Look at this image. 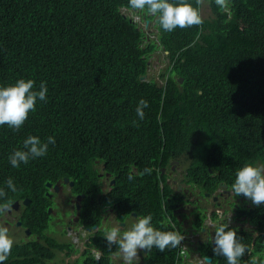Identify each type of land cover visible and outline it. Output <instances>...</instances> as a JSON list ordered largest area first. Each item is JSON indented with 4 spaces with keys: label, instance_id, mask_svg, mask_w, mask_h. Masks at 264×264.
<instances>
[{
    "label": "trees",
    "instance_id": "trees-1",
    "mask_svg": "<svg viewBox=\"0 0 264 264\" xmlns=\"http://www.w3.org/2000/svg\"><path fill=\"white\" fill-rule=\"evenodd\" d=\"M200 1L189 0L199 11ZM207 1L210 17L201 28L207 34L160 31L153 39L122 11L130 9L128 0H0V84L24 77L48 87L47 102L38 101L19 129L0 125V187L9 176L17 186L3 199L29 200L20 221L30 229L29 239L15 242L4 264H47L55 255L50 246L75 251L72 243L54 242L45 233L51 203L46 182H72L70 194L83 197L81 221L99 226L95 198L103 168L114 184L100 206L153 211L162 227L174 201H168L171 190L161 171L169 160L188 162L192 180L212 167L229 184L235 175L230 167L264 161V0H230L224 8ZM192 37L196 48L185 52ZM165 49L167 57L182 60L168 58L161 84L165 73L158 81L148 67L156 50ZM140 98L148 101L143 120L135 113ZM29 134L42 140L52 135L55 144L45 156L13 168L7 157ZM123 209L119 216L129 212ZM254 213L264 217V204ZM256 224L264 227V219ZM90 240L104 255L116 250L101 232ZM148 259L173 264V256ZM81 260L95 264L90 254L73 264Z\"/></svg>",
    "mask_w": 264,
    "mask_h": 264
},
{
    "label": "clouds",
    "instance_id": "clouds-1",
    "mask_svg": "<svg viewBox=\"0 0 264 264\" xmlns=\"http://www.w3.org/2000/svg\"><path fill=\"white\" fill-rule=\"evenodd\" d=\"M228 1L230 0H216L222 8L226 7ZM203 4L205 6H203ZM128 5L132 10H140V16L141 18L143 17L142 21L144 25L142 26L138 22L137 24L143 27L147 32L152 33L150 35L152 38H156V35L160 34V31L165 34L179 33L177 36L179 37L190 34L192 30L197 29L199 38H201L202 34L208 33V29L204 32L201 31L204 20L210 17V6L207 0L199 2L200 11L197 7H194L189 0H128ZM206 11H208V15L202 17L201 14H204ZM133 21L135 20L133 19ZM152 21H154V23L148 26V23ZM162 36L168 37L166 35ZM195 41L196 39L192 37L190 42L183 46V50H185V52L189 50L194 51L196 48L194 47ZM47 92L48 87L43 80L39 82L38 86H36V82L33 79L24 77L17 78L14 82L9 84H0V125H6L13 130L19 129L28 118L29 112L35 111L38 101L47 102ZM147 107L148 101L146 99L140 98L137 101L135 113L138 119L143 120L145 118L144 109ZM50 144H55V137L52 135L42 140L37 135L29 134L22 140L21 147L14 148L9 153L7 157L8 163L13 168H18L21 164H27L30 159L43 157L47 154ZM236 154L237 152L235 155ZM221 170L223 171V168ZM148 171L150 170L147 168L144 169V172ZM229 172L235 173L233 182L231 183V191L234 195L242 194L245 198L250 199L253 204L264 202V161L256 160L245 162L244 164L237 163L234 167L229 168ZM128 178L129 180L133 179L131 175ZM111 181L114 180L112 179L109 181L114 184V182ZM3 183L4 186L0 187V200H3V203L0 204V216L7 214L9 211H12V209L17 210L14 212L16 214L18 211L23 213L24 206L29 204V200L21 197H12L14 200L10 203L4 200L3 198L6 197L7 192L15 193L17 191V186L14 182V178L11 176L7 177ZM45 186L48 189L45 195L51 200L46 210L47 214L50 215L52 219L48 221V224H51L54 220L53 214H51L49 210L50 207L56 208L57 213L59 212V208L56 206V201L54 199L55 194L60 189L62 196L68 199V202L73 203L69 205L63 203L61 207L67 210L65 216L70 217L69 222L65 223V225L69 226L68 232L70 233V237H68V239L70 240L72 238L75 242L72 243L68 241L74 245L75 251L72 253L64 249L54 251V247H48L49 250L55 252V255L47 264H73L77 259L73 258V253L76 254L80 252V249L82 251L80 256L83 255L84 259L86 258V254L92 255L95 264H140V259L144 260V258H148L149 254L155 259L161 255H166L168 258L173 256V264H181L180 257L187 259L190 255L187 247L181 244L184 235L176 228V221L173 222L172 217H165L164 221L159 223L162 224V227H157L156 224L158 220L153 211L133 212L139 213V215H129L132 220L130 224L122 223L118 215L113 211L106 217L108 219L103 220L104 217L100 211L101 222H106L107 220L113 222L110 227L105 229L104 239L109 247L114 245L116 248L114 252L104 255L101 250L92 245V241L90 240L91 237L89 236L90 228L81 226L80 200L83 197L82 195L70 194L72 182H69L67 178H63L55 184L46 182ZM226 186L228 188V185ZM170 189L173 191V209L175 212H179L185 205L188 206L193 201L195 190H189L187 195L184 196L183 194L177 193L174 187ZM65 191H67V193H65ZM73 195L76 196V204L75 202L69 201ZM25 199L28 201V204H23ZM236 200H239L238 196ZM110 205L117 212L123 209V206L116 209L114 203ZM236 213H238V211H236ZM217 217L218 219L216 221H212L211 219L208 221L214 228V234L211 236L213 243L212 252L214 256L223 257L226 260V264H264V250L254 251L246 244L251 241H260L264 238V232L251 230L246 225L250 220L257 223L259 220L264 219V217L259 214L248 215L243 222H240L239 219L236 218L232 224L234 227H229L228 224L220 222L225 219V216L219 210L217 211ZM13 224L17 227H23L20 217H17ZM164 224L170 225V227L165 229L163 227ZM46 233H48V231ZM61 235H66L64 229H62ZM27 239H29V237H27ZM14 243V238L10 235L9 229L5 226H0V264H4V262L8 260L9 253ZM58 253H60L63 258L56 262ZM111 253L120 258L119 263L113 259ZM245 255H247L246 260L242 259ZM142 264L156 263L144 260ZM197 264H212V258L204 255L197 258Z\"/></svg>",
    "mask_w": 264,
    "mask_h": 264
},
{
    "label": "flooded vegetation",
    "instance_id": "flooded-vegetation-1",
    "mask_svg": "<svg viewBox=\"0 0 264 264\" xmlns=\"http://www.w3.org/2000/svg\"><path fill=\"white\" fill-rule=\"evenodd\" d=\"M195 170L197 171V169ZM162 173L166 176L165 182L167 183V185L170 188L174 187L177 193H180L186 196L189 190H195L193 201L188 206L185 205L184 208H186L187 210L195 209V211L199 215L206 214L209 211H214L217 213V211L219 210L225 215L226 218L231 219L228 225L233 224L236 218L239 219V217H241V216H237L236 211L240 212L241 210H243L244 212H251L258 205V204H253L250 201V199L245 198L242 194L234 195L232 191L229 190L230 187L227 188L226 186L223 188L221 186V184L223 183H221L219 176L217 175L216 177L213 178V171L210 168H207V171H206V174H207V187L206 188L203 186V183H196L190 180L189 175H188V169H184V166H182L177 161H171L165 168H163ZM107 174L108 173H106L104 178L101 179V183L105 182L104 185L106 187V182H108L109 189H111L113 184L110 185V182L108 181V178H107L108 177ZM101 185L102 184H100L99 186L100 188H101ZM105 187L103 190L101 188L100 193L95 198V201L99 205L101 214L104 217L103 220L108 219L106 217H108L109 213L112 212V210H110L109 208V205L105 204V205L100 206L101 196L107 193V191L105 190ZM172 194H173V191H172ZM228 195H232L231 198L233 201L230 204L225 203L226 199L228 198ZM237 196L239 197V200H236ZM71 197L72 198H70L69 201L75 202L76 204V200H77L76 196L73 195ZM54 200L56 201V206L59 208V212L56 213L58 220L55 222L52 221L51 224L56 225L57 223L63 222V218L65 217V212L63 208L61 207V205L65 203L67 199H65L62 196L61 189L55 194ZM15 211L17 210L12 209V211H9L7 214L14 213ZM181 211L182 210H180L179 212H175L173 209V214L176 216L177 221L181 215ZM7 214H3V215H7ZM245 214L247 213H243V215ZM21 216H22L21 211H18V213L15 214L14 218L21 217ZM2 220H3L4 226H9V224L13 222V220L8 219V218H4ZM112 224L113 222L111 220H107L106 222H100L99 226L94 225V226L89 227L90 228L89 236L92 237L93 234L96 232H101L104 235L105 229L107 227H110ZM81 226L86 227L83 222H81ZM68 227L69 226L66 225V228L64 229L66 234H67L66 229H68ZM20 228L24 229L25 231L23 232L22 236L17 237V241L26 240V238L30 236V231L28 228H25V227H20ZM48 229H50V227H48L45 230V233L48 231ZM188 230L194 234H196L197 231H200V229L199 230L195 229L193 227V224L189 226ZM201 231H202V228H201ZM140 261H144V260L140 259ZM80 262L84 264L83 260H81Z\"/></svg>",
    "mask_w": 264,
    "mask_h": 264
},
{
    "label": "bare ground",
    "instance_id": "bare-ground-1",
    "mask_svg": "<svg viewBox=\"0 0 264 264\" xmlns=\"http://www.w3.org/2000/svg\"><path fill=\"white\" fill-rule=\"evenodd\" d=\"M131 9V8H130ZM135 14V17L136 16H140V10H133ZM132 19H134V17H131ZM154 20V19H153ZM140 20H137V22H139ZM152 38V37H151ZM155 39V38H153ZM158 42V40H157ZM162 53L163 54V58L165 59L166 63L164 64V79L162 80L161 84H163L165 82V78H167L169 72L167 70V67L166 65H168V58L170 59H173V60H182V58L180 57H167L166 55H168L170 53V51L168 49H165L163 51L161 50H156V53ZM154 54L152 56V58L150 59V64H149V67H148V74L151 75L152 73H150V68L155 66V65H160L162 64L163 65V58L161 57L157 62H154L153 61V58H154ZM179 52H176L175 55H178ZM159 76V75H158ZM157 76V80H161L160 78H158ZM156 77V76H155ZM145 79V76H141L140 77V80L143 81ZM178 82L179 84H181L182 82V78L178 79ZM244 137H246L247 135H242ZM192 139V142H196L195 139L191 138ZM246 152H249V150H246ZM209 158V156L206 157V159ZM171 161H177L179 162L182 166H184V169H188L189 168V163L188 162H183L181 160H169V162L167 163V165L171 162ZM204 164V163H203ZM165 168V167H164ZM202 167H199V168H195L197 169V171L201 170ZM210 168L212 171H213V178L216 177L217 175L219 176L220 178V181L221 183V186L224 188L226 187V185H228V187H230L229 190H231V184L228 183V181L222 179L220 177V172L215 170L214 168L212 167H208ZM103 171V168H101V170L99 171V174L100 176H97L98 178L100 179H103L105 174L104 173H101ZM161 171H163V168H161ZM205 171H207V169H205ZM163 174V173H162ZM164 175V174H163ZM230 176H232V174H230ZM166 178V176H165ZM192 180V179H190ZM193 182H196V183H204L206 181V184L203 186L206 188L207 187V174L205 176H203V178H198L196 180H192ZM164 183L167 185V183L164 181ZM100 184H103V183H100ZM112 183H110L111 185ZM161 186V184H159ZM168 186V185H167ZM169 187V186H168ZM98 188V187H97ZM170 189V187H169ZM171 190V189H170ZM110 190H108L107 192H109ZM97 192V191H96ZM172 191L169 192V197H168V201L170 200H174L173 196H172ZM173 204H174V201L173 203L170 205L172 208L170 209L171 210V215L168 216V211L167 213H164V217L162 219V221H164L165 217H172L173 218V222L176 221V228L182 232V234L184 235V239L181 241V244L186 246L187 249L189 250V257L186 259L184 257H180V261H181V264H197V258L199 257H202L204 255L212 258V264H226V261H224V258L221 259V257L219 256H214L213 252H212V247H213V243H212V240H211V236L214 234V228H213V225L212 224H209L208 221L211 219L212 221H216L218 219L217 217V213L214 212V211H209L207 212L206 214H202V215H199L197 212H194V213H190V210H187L186 208H182V211H181V215L178 219V221L176 220V216L173 214ZM264 202H261L260 204H258L251 212H244L243 210H241L240 212L237 213V216H241L243 215V213H247L241 217H239V221L240 222H243L245 221L244 219L248 216V215H256L254 213L255 209L258 207V206H261L263 205ZM110 206V209L116 214L118 215L117 211H115V209L111 206ZM125 211H129L126 215H122V216H119V219L121 220L122 223H126V224H130V222L132 221L130 218H129V215H132V216H135L136 214L139 215V213H133L131 210H127V209H123ZM142 212H146V209L142 208ZM142 215V214H141ZM225 216V215H224ZM125 219V221H123ZM175 219V221H174ZM222 219V218H221ZM231 219L229 218H226L222 221H220L221 223H226L228 224L229 221ZM193 224V227L197 230L200 229V231H197L196 234L192 233L191 231L188 230L189 226ZM202 224V225H201ZM166 227H170V225H167L165 224ZM247 227L251 230H259V231H262L264 232V227L262 226H259L257 225L256 223H254L253 221H248L246 223ZM201 226V227H200ZM229 227H234L232 224L231 225H228ZM201 228H202V231H201ZM243 242V241H242ZM259 244L261 246V250L264 249V238L260 241H251L250 243V247L252 249H254V247L256 246V244ZM260 250V251H261ZM113 259L119 263L120 262V258H118L116 255H114L113 253H111ZM243 258H247V255H245ZM144 260H149L148 258H144ZM140 264L143 263V261H139Z\"/></svg>",
    "mask_w": 264,
    "mask_h": 264
},
{
    "label": "rangeland",
    "instance_id": "rangeland-1",
    "mask_svg": "<svg viewBox=\"0 0 264 264\" xmlns=\"http://www.w3.org/2000/svg\"><path fill=\"white\" fill-rule=\"evenodd\" d=\"M203 6H205L204 4H203ZM122 11L126 14V15H130L131 17H134V20L135 21H137V20H140L138 23H140L142 26L144 25L143 24V21H142V18H141V16H136L135 17V15H137V14H135L134 13V11L132 10V9H128V10H126V9H122ZM208 15V11H206L204 14H201V16L202 17H206ZM152 23H154V21H152L151 23H148V26L149 25H151ZM152 30H154V29H152ZM155 31V30H154ZM163 58V54L162 53H156V54H154V58H153V61L154 62H157L160 58ZM166 63V61H165V59L163 58V65L162 64H160V65H155V66H153V67H151L150 68V73H155V76L157 77L158 75H160L162 72H164V64ZM164 66V67H163ZM166 67H167V65H166ZM105 183V182H104ZM104 183L101 185V188H102V190L104 189V187H105V185H104ZM105 190L106 191H108L109 190V185H108V182H106V187H105ZM65 193H67V191H65ZM231 196L232 195H228V198L226 199V201H225V203L226 204H230L231 203V201H233L232 200V198H231ZM236 201V200H235ZM65 203L67 204V205H69V204H71L70 202H68V199L65 201ZM19 208V207H18ZM19 210V209H18ZM50 213L51 214H53V216H54V222L55 221H57L58 220V218H57V215H56V213H57V210H56V208H53V207H50ZM64 210V212H65V214L67 213V210L66 209H63ZM71 211V210H70ZM194 212H196L195 211V209H191L190 210V213L192 214V213H194ZM15 214L16 213H11V214H7V215H2V216H0V226H4L3 225V220L2 219H4V218H8V219H11V220H13V222L16 220V218H14V216H15ZM68 214H69V212H68ZM168 214V216H170L171 215V212L170 213H167ZM23 215V214H22ZM164 216V215H163ZM22 217V216H21ZM20 217V218H21ZM130 218V217H129ZM49 221H51L52 219L50 218V215H49ZM69 219H70V217L69 216H65L64 218H63V222L64 223H57L56 225L55 224H51V228H50V230H48V235L49 236H51L52 238H54L53 240L54 241H58V243L59 242H62V241H71L72 243H75L74 241H73V239L71 238L70 240L68 239V237H70V233L68 232V229H66L67 230V234L64 236V235H61V232H62V229H65L66 228V225H65V223H67V222H69ZM122 220V219H121ZM120 220V221H121ZM123 221H125V219L123 220ZM174 221H175V219H174ZM13 222L12 223H10L9 224V226H5V227H7L8 229H9V233H10V235H12L13 236V238H14V241L15 242H18L17 241V237L18 236H22L23 235V232L25 231L24 229H21L20 228V226H15L14 224H13ZM49 225H50V223H49ZM17 233H18V235H17ZM27 239V238H26ZM56 239V240H55ZM81 249H80V252H78V253H73V258H78L79 256H80V254H81ZM63 257L60 255V253H58L57 254V258H56V262L57 261H59V260H61ZM66 259V258H65ZM67 260V259H66ZM59 264H62V263H59Z\"/></svg>",
    "mask_w": 264,
    "mask_h": 264
},
{
    "label": "water",
    "instance_id": "water-1",
    "mask_svg": "<svg viewBox=\"0 0 264 264\" xmlns=\"http://www.w3.org/2000/svg\"><path fill=\"white\" fill-rule=\"evenodd\" d=\"M65 182H67L66 180H64ZM111 182H114V181H111ZM23 204H28V201L25 199L24 201H23ZM117 209V208H116Z\"/></svg>",
    "mask_w": 264,
    "mask_h": 264
}]
</instances>
